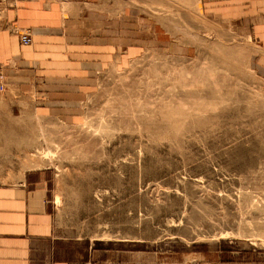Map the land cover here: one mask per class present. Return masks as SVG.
Wrapping results in <instances>:
<instances>
[{
  "label": "rangeland",
  "instance_id": "1",
  "mask_svg": "<svg viewBox=\"0 0 264 264\" xmlns=\"http://www.w3.org/2000/svg\"><path fill=\"white\" fill-rule=\"evenodd\" d=\"M101 1L137 7L185 46L122 51L77 109L7 86L0 184L44 187L58 235L100 253L90 264L264 251V70L251 37L215 28L199 0Z\"/></svg>",
  "mask_w": 264,
  "mask_h": 264
},
{
  "label": "crops",
  "instance_id": "2",
  "mask_svg": "<svg viewBox=\"0 0 264 264\" xmlns=\"http://www.w3.org/2000/svg\"><path fill=\"white\" fill-rule=\"evenodd\" d=\"M199 3V14L215 28L223 24L244 40L251 37L256 67L264 70V0ZM16 29L29 32L32 44L24 45ZM167 34L165 25L137 7L121 11L101 0H0V67L7 86L36 94L47 110L77 109L98 70L122 51L135 54L156 42L165 49L185 46L169 42ZM32 184L28 178L0 184V264H90L100 253L74 250L73 238L58 235L46 189ZM107 258L106 264H115ZM203 264H264V251L218 250Z\"/></svg>",
  "mask_w": 264,
  "mask_h": 264
},
{
  "label": "built area",
  "instance_id": "3",
  "mask_svg": "<svg viewBox=\"0 0 264 264\" xmlns=\"http://www.w3.org/2000/svg\"><path fill=\"white\" fill-rule=\"evenodd\" d=\"M16 31H18L21 42L24 45L32 44L33 38L29 32L21 31L19 29L18 30L16 29ZM6 88H7L6 76H5L3 69L0 67V92H5Z\"/></svg>",
  "mask_w": 264,
  "mask_h": 264
},
{
  "label": "bare ground",
  "instance_id": "4",
  "mask_svg": "<svg viewBox=\"0 0 264 264\" xmlns=\"http://www.w3.org/2000/svg\"><path fill=\"white\" fill-rule=\"evenodd\" d=\"M199 5V4H198ZM249 107V106H248Z\"/></svg>",
  "mask_w": 264,
  "mask_h": 264
}]
</instances>
